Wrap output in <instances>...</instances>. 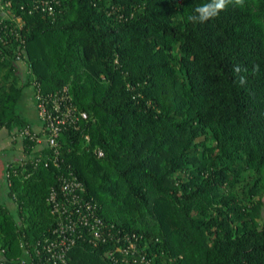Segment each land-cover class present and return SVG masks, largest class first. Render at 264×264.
Here are the masks:
<instances>
[{"label":"trees","instance_id":"16d2710c","mask_svg":"<svg viewBox=\"0 0 264 264\" xmlns=\"http://www.w3.org/2000/svg\"><path fill=\"white\" fill-rule=\"evenodd\" d=\"M49 1L7 7L24 23L10 19L21 38L0 41V127L32 128L19 109L31 81L35 96L67 86L88 116L61 132L60 164L22 137L28 155L8 166L16 212L0 202L4 257L29 258L52 236L48 197L73 171L108 238L86 228L69 264H144L142 253L152 264H264V0L203 24L187 17L206 0ZM127 235L135 253L120 248Z\"/></svg>","mask_w":264,"mask_h":264},{"label":"built area","instance_id":"2783aa9c","mask_svg":"<svg viewBox=\"0 0 264 264\" xmlns=\"http://www.w3.org/2000/svg\"><path fill=\"white\" fill-rule=\"evenodd\" d=\"M35 6L39 3L45 9L53 10V5L49 0H34ZM12 0H0V41L6 42L11 35L20 37V31L17 26L23 27L22 17L10 14L7 7L10 6ZM14 23L10 19H14ZM21 38V37H20ZM1 51V45H0ZM35 109L42 125L39 129L33 127L23 130H16V135L24 136L30 134L31 139L35 141L38 148L48 145L53 149L52 155L46 156L44 162L49 165L51 161L60 164L61 149L59 136L61 132L69 125L78 124L80 118L88 116L85 110L80 109L71 99L68 87L56 91L55 94L44 96L39 90L36 93ZM98 155H103V150L97 148L95 150ZM43 152L36 159V163L43 159ZM45 157V156H44ZM10 172L8 171V179ZM60 189L53 187L49 200L52 204V211L57 216V224L53 229L51 237L45 242L41 239L37 241L34 252L28 248L29 258L8 259L4 257V249L0 248V264H69L68 252L75 244L86 228H90L95 237L106 240L107 235L103 234L104 220L95 210V205L90 203L82 194L84 190L83 181L73 172L70 171L67 175L61 174ZM9 183V180H8ZM121 237H118L120 239ZM129 243L121 249L128 252L129 248L132 252H136V243L127 235ZM141 261L144 264H152L151 259L147 258L146 254L140 255ZM137 260V258L128 256V260Z\"/></svg>","mask_w":264,"mask_h":264},{"label":"crops","instance_id":"0c3cea01","mask_svg":"<svg viewBox=\"0 0 264 264\" xmlns=\"http://www.w3.org/2000/svg\"><path fill=\"white\" fill-rule=\"evenodd\" d=\"M26 68V67H25ZM31 95L29 104L31 107L35 109V92ZM37 112V111H36ZM32 127L35 129H39L41 127V120L39 122H32ZM6 127H0V184L3 179V176L6 178V184L8 188V166H10L13 163H18L24 160L25 157H27V151L25 150L23 138L22 136L16 135L14 132H16V128L14 130H5L1 131V129ZM11 147L13 150H16V152H11L10 155H7L5 158V162L3 160V152L2 150ZM12 200L8 197L7 203H11Z\"/></svg>","mask_w":264,"mask_h":264},{"label":"rangeland","instance_id":"374dc122","mask_svg":"<svg viewBox=\"0 0 264 264\" xmlns=\"http://www.w3.org/2000/svg\"><path fill=\"white\" fill-rule=\"evenodd\" d=\"M24 66L26 67V65H24ZM28 75H29L28 71H25L24 79H27ZM33 92H35V84L33 81H31V82L27 83L25 86L24 94L20 100L19 109L31 122H39L40 118L38 116V113L29 104L31 95L34 94ZM4 127H6V126H4ZM5 130H9V128L6 127V128L1 129V131H5ZM2 152H3V160L5 162L4 157H6L7 155H10L11 152H16V150H13L11 147H8V148L2 150ZM6 182H7L6 178L3 176V179H2L1 184H0V202L8 200V188H7ZM263 199H264V195H263ZM9 206L14 212H16L17 204L15 202L12 201L9 204Z\"/></svg>","mask_w":264,"mask_h":264},{"label":"clouds","instance_id":"9594fccd","mask_svg":"<svg viewBox=\"0 0 264 264\" xmlns=\"http://www.w3.org/2000/svg\"><path fill=\"white\" fill-rule=\"evenodd\" d=\"M235 4L243 6L244 0H206V2L196 6L193 10V14L187 17V20L191 23L203 24L211 19L218 17L219 13L225 11L229 4ZM239 71V68L235 69ZM241 79V83H243Z\"/></svg>","mask_w":264,"mask_h":264}]
</instances>
